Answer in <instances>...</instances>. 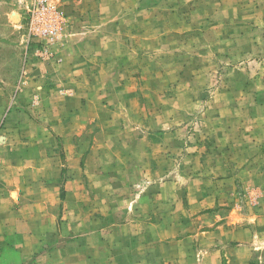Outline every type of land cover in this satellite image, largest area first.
Returning <instances> with one entry per match:
<instances>
[{
	"label": "rangeland",
	"instance_id": "rangeland-1",
	"mask_svg": "<svg viewBox=\"0 0 264 264\" xmlns=\"http://www.w3.org/2000/svg\"><path fill=\"white\" fill-rule=\"evenodd\" d=\"M0 264H264V0H0Z\"/></svg>",
	"mask_w": 264,
	"mask_h": 264
}]
</instances>
